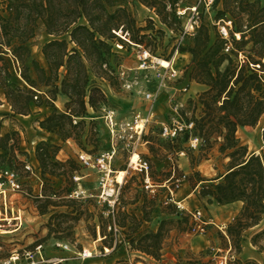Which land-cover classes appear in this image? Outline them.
<instances>
[{
	"label": "trees",
	"instance_id": "obj_1",
	"mask_svg": "<svg viewBox=\"0 0 264 264\" xmlns=\"http://www.w3.org/2000/svg\"><path fill=\"white\" fill-rule=\"evenodd\" d=\"M137 1L154 8L165 23H168L169 17H177L176 7L180 0ZM0 3V92H3L15 114L30 115L35 107L42 104L50 107L51 111L39 120V126L62 140L78 139L85 131L84 118L88 116L89 109L97 112L109 104L108 95L102 86L91 80V74L106 82L118 79L111 58L115 54V45L124 47L126 40L118 37L114 31L122 29L124 33L127 32L131 44L146 45L141 40L143 36H138L142 29L135 28L136 18L131 1L2 0ZM213 6L217 7L216 21L229 18L232 22L228 31L233 47L230 53L225 52L228 40L221 34L211 44V26L207 22L198 25L195 33L187 36L189 42L179 46L180 51L192 55L190 80L206 85L207 89L199 97L202 115L188 120L194 123L193 128L170 141L177 143L178 154L184 152L189 156L192 166L199 165L206 152L216 145L219 152L229 159L226 170L215 178H206L199 171L185 174L178 169L177 178L184 177L192 188L200 186V196L207 197L209 202L215 201L220 205L238 201L243 203L226 230L231 245L240 253L244 232L257 226L264 216V145L260 151L250 152L248 145L241 143L237 136L240 127L256 126L264 117V0H214ZM39 28L52 37L41 47L45 66L31 56L30 43ZM237 33L240 34L239 38L235 37ZM248 45L250 48L246 51ZM225 62L227 65L222 70ZM19 65L23 67L22 76L30 85L29 89L13 88L9 83L11 66L16 68ZM30 65L37 79L30 76ZM41 87L47 90L41 93ZM59 95L68 99L63 111L54 105ZM2 103L0 95V105ZM192 135L203 140L196 149L202 151L198 157L181 148V144L189 141ZM262 138L264 143V125ZM9 140L10 134L0 136V149L4 151L0 154L1 164L4 165L5 158L10 156L26 166L27 161L17 158L15 149L8 146ZM50 149L48 143L38 144L36 148V158L42 168L41 176L51 182L49 189L43 182L41 195L34 196L40 214H46L51 206L62 204L54 199L61 197L62 189L54 188V181L47 178L48 175L71 179L78 172L77 168L62 172L54 170L58 166L65 169L74 160H56L57 152L53 153ZM54 159L56 162H52ZM3 165L0 171L12 169ZM177 178L170 174L166 180L173 183ZM176 213L184 214L186 221L190 218L187 212L177 210ZM81 214L79 211L53 212L51 218L65 220L71 215L72 219L79 220ZM119 216L124 221H120ZM130 217L135 223L133 233H138L136 237L127 234L131 246L158 258L166 220L161 221L157 230L141 231L138 228L142 221L149 218L146 215L142 219ZM126 218L128 215L119 211L115 219L124 226ZM63 220L58 221L59 226ZM102 224L103 221L100 229L104 233ZM47 226L49 233H52L53 224L48 223ZM263 233H257L252 238L254 245H257L256 239Z\"/></svg>",
	"mask_w": 264,
	"mask_h": 264
},
{
	"label": "rangeland",
	"instance_id": "obj_2",
	"mask_svg": "<svg viewBox=\"0 0 264 264\" xmlns=\"http://www.w3.org/2000/svg\"><path fill=\"white\" fill-rule=\"evenodd\" d=\"M130 1L136 18L135 28L136 30H138L137 28L142 29L138 36H143L140 39L146 44L145 47L150 49L154 56L159 59L170 60L175 67L182 70L181 77L177 79H163L152 69H139L135 57L138 48L131 43L125 45V41L122 49L115 45V54L111 58V64L118 73V79L106 82L93 74L90 76L91 80L99 86L110 85L106 91L108 106L115 111L119 120L129 118L136 112H145L151 105H154V116L149 131L144 136L143 142L136 145V150L149 160L150 175H152V180L157 186L153 188V191L146 189L144 175L129 167L131 152L128 151L124 141L118 142L117 153L113 160L114 175L118 176L120 170L125 171L123 176L125 182L121 189L122 203L125 206L131 204V210L132 208L138 210L140 219L146 215L150 220V222L149 220L142 221V230L151 229L153 218L160 216V219H158L159 225L163 219L166 220L164 240L159 257L155 258L137 250L136 254L141 256L137 259L141 262L138 264H222L221 260L232 254L233 258L231 257L228 264H264V262L254 260H242L239 257V252L233 248L227 233H225L228 225L241 210L242 204L239 202L224 205H220L215 201L209 202L207 197L202 198L200 196L201 187H197L196 194L200 201L204 204L203 200H205L206 203L211 205L210 211L206 204L205 208L207 210L204 207L201 208L203 219L207 221L215 220L217 224L206 225L205 230L202 232L198 228H194L195 224L191 218L186 221L184 214L176 213L177 210L186 212L178 208V203L171 199L165 202L167 199H164L169 189H174V193L180 189L176 187L178 183L176 179L173 183L166 179L170 174L173 177H179V171H183L180 166L181 157H185L184 161L187 159L189 163L185 174L199 171L206 178H215L220 172L226 170V163L229 159L219 152L217 145L206 152V156L201 159L199 165L192 166L187 154L180 156L177 153L176 142H171L170 139L161 136V128L164 125L172 126L178 122L191 120L193 116L200 117L202 115L199 97L207 89V86L191 81L189 78V64L192 55L179 50L181 44L189 42L187 37L181 40L184 26L191 19L196 20L198 25L207 22L211 26V44H213L219 38L221 28L227 26L230 19L216 21L214 16L217 13V7L213 4L207 5L203 0H180L176 9L177 12L181 11V13H177L176 18L169 17L168 23H165L157 15L154 8L141 4L137 0ZM130 33L133 37L134 33L132 31ZM235 37L239 38L236 34ZM50 38L52 37L47 35L42 28H39L37 35L30 43L32 58L37 59L42 66H45L46 63L41 53V47ZM249 48L250 45L246 46V51ZM6 57L8 58V55ZM226 65L227 62L223 64L221 69L224 70ZM122 70L124 71L123 75L119 74ZM11 72L12 76L9 83L13 88H30V85L22 76L23 67L21 65L16 68L11 66ZM29 74L32 78L37 79L31 65ZM43 90H47V88L41 87V93H43ZM148 93H152L154 96L153 101L146 98ZM54 105L60 111H63L58 106L61 105L59 96ZM50 111V107L42 104L34 108V113L21 115L15 114L7 102L4 106L0 105V136L10 134L8 146L15 149L17 158L26 160V164L30 163L35 168L34 173H31L26 166L10 156L5 158L4 165L1 164L3 162H0V166L14 169L22 184V191L19 195L14 192L7 193L8 198L5 206L3 195L0 194V264H3L4 260L14 253H19L24 259L26 251L33 250L37 243H42V239L37 243L33 240L39 238V233H41L43 227H47L46 236L57 240V245L52 247V250L55 248L69 250L67 251L68 254L74 256L65 264H82L83 259L79 257L80 251H84V245L87 246L88 241H92L93 237H99L98 225L100 226L102 221L107 234L105 240L113 241L108 229L111 217L106 213L107 205L99 203L97 198L100 192L98 173L93 169L82 168L77 161L78 154L81 151L90 152L96 156L111 147L110 135L105 122L99 117L92 119L97 114L96 111L95 113L89 112L88 116L84 118L85 131L78 139L58 140V136L47 134L46 130L39 126V120H42ZM263 125L264 117L256 126H243L237 131L241 143L248 145L250 152H258L264 145L262 138ZM182 140L183 136L181 135L180 141ZM43 143H48L53 153L57 152L56 160H74V163H70L65 169L58 166L54 170L62 172L63 170L70 171L71 168H77L80 178L75 180L74 177L66 179L64 176L48 175L47 178L54 181V188L60 187L62 189L61 197L54 198L62 204L56 207L51 206L44 217V221H41L40 216L43 214H40L37 208V210H33L34 213L28 211L30 215H26L24 210H28L29 205L31 206L25 199L32 201L34 207H37L34 196L40 192L41 182L45 183L47 189L51 188V182L45 181L41 176L42 168L36 158V148L38 144ZM181 148L195 157H198L202 152L201 149H192L189 141H184ZM2 153L4 151L0 149V154ZM55 159L52 162H56ZM74 190L80 192L78 197H70V193ZM75 211L82 213L79 220L72 219L71 215L65 220L51 218L52 215L50 214L51 212L59 214ZM118 219L124 221L120 216ZM127 219L130 220L131 229H133L135 226L134 221L131 218ZM60 220H63V223L59 226L58 221L60 222ZM48 223L53 224L54 231L52 233H49ZM223 224H226L224 227L225 232L218 227V225ZM143 225L147 227H143ZM14 228L18 229L12 232L8 231ZM131 231L133 233V230ZM262 231H264V216L257 226L244 232L241 245L243 246L248 238L252 243V238ZM133 234L135 237L138 235V233ZM209 237H215L217 241L210 240ZM256 242L257 249L264 253V233L256 239ZM59 243H63V245L60 247ZM65 244L68 245L69 249L64 248ZM86 251L93 252L88 249ZM102 251H104L103 248ZM122 264L130 263L125 262Z\"/></svg>",
	"mask_w": 264,
	"mask_h": 264
},
{
	"label": "built area",
	"instance_id": "obj_3",
	"mask_svg": "<svg viewBox=\"0 0 264 264\" xmlns=\"http://www.w3.org/2000/svg\"><path fill=\"white\" fill-rule=\"evenodd\" d=\"M207 5L213 4L214 0H203ZM178 13H181L179 11ZM198 26L196 20L191 19L185 26L181 35V40H183L187 36H191L195 33V29ZM232 26L231 20L227 22V26H223L220 30V34L223 38L227 39V43L225 44V52L230 53L232 49V43L230 41V35L228 28ZM116 35L122 37L127 42L132 43L129 39V35L127 32H123L122 29L119 31H114ZM124 33V35H123ZM117 46L122 49L123 45L117 44ZM138 48L135 54L138 68L139 69H152L155 73H157L161 78L165 79H177L181 77L182 70L173 65V62L168 60L171 64L169 66H164L160 63V59L154 56L150 49L146 48L142 44H136ZM119 74L123 75L124 71L122 70ZM108 86V87H107ZM103 90L107 94V88L109 89V85L102 86ZM146 98L150 101H153L155 98L152 93H148ZM93 113L95 111L91 109ZM154 116V105L146 110L145 112H136L131 117L125 118L123 120H119L115 114V111L109 107L108 105H104L97 114L92 119H103L105 125L109 131L110 135V143L111 147L107 150H104L98 153L96 156L86 152L81 151L78 154L77 161L80 163L82 168L93 169L98 173L99 187L100 192L98 194V202L105 203L107 205V215L111 217V221L108 224V229L113 237L112 246L116 247L120 243L121 235V225L116 222V214L125 209V205L122 203L121 197V189L125 182V177H123V181L120 182L118 177L114 175L113 168V160L117 153L118 142L124 141L128 151L131 152V156L129 158V167L134 171L140 172L144 175V186L146 189H150L153 191V188L157 186L150 176V162L148 159L144 158L140 153L136 150V145L142 143L144 140V136L148 133L150 125L152 123ZM76 122V121H75ZM194 126L192 121H182L174 124L172 126H162L161 128V136L165 139H173L181 134L185 130H191ZM203 142V140L198 136H190L189 145L192 149H197L199 145ZM180 156L185 155L184 152L179 153ZM136 156V158H134ZM26 168L31 173H34V167L28 163L26 164ZM80 176L78 173L74 176L75 180H78ZM185 178L176 179V187H180V183ZM43 187V182L40 184V192L38 194L41 195ZM22 191V184L19 179V175L15 170L6 168L0 171V194L3 195L4 206L7 204V198L9 192L17 193L18 195ZM171 200L174 195V189H169ZM80 192L78 190H74L70 193V197H78ZM178 208L183 210V207L178 203ZM190 215V218L195 224V229L201 230L202 232L205 230L206 225L209 224V221L203 219L202 210H196L192 212H187ZM224 229V228H222ZM226 233V232H225ZM60 247L63 243L58 244ZM43 245L37 244L33 250L26 251L24 254L25 262L19 253H14L10 257L4 260L3 264H45L47 263L46 259L43 256L42 252ZM64 248L68 249V245L65 244ZM104 251L102 254H107L110 252V247H104ZM81 259H86L90 257L86 250L82 251L79 255ZM233 258V254L230 256H226L221 260L222 264H228ZM52 264V263H51Z\"/></svg>",
	"mask_w": 264,
	"mask_h": 264
},
{
	"label": "crops",
	"instance_id": "obj_4",
	"mask_svg": "<svg viewBox=\"0 0 264 264\" xmlns=\"http://www.w3.org/2000/svg\"><path fill=\"white\" fill-rule=\"evenodd\" d=\"M1 95V99L3 101L2 106H4L6 104V99L5 96L3 94V92H0ZM59 100L61 102V105H58L61 109H64L65 103L68 100L66 96L64 95H59ZM90 113H93V111L91 109H89ZM47 134H53L51 132L46 131ZM55 136H57L55 134ZM46 138V137H45ZM44 138V139H45ZM58 140H61V138H57ZM185 157H181V162H180V166L182 168V170L184 171V173H187V169L189 167V163L186 161H184ZM179 187L180 189H178L173 197H172V201L179 203L182 207L183 210H185L186 212H192V211H196V210H201L202 207L205 208V204L208 206V210H211V205L206 203L205 200L204 204L202 201H200V199L198 198L196 191L197 188H192L189 185V182L187 180H183L181 181ZM189 188V189H188ZM171 195L169 194V192L167 191L166 195H165V202H168V200H170ZM26 201H28L29 204H31V206L29 205V209L28 210H24V212H26V215H30L28 213L32 212L34 213L33 210H37L36 207H34L35 205H33L32 201L25 199ZM32 202V203H31ZM240 204H243L242 202L238 201ZM27 203V205H28ZM211 204H215V203H211ZM132 205L129 204L127 206H125L124 210H121L122 212H125L128 215V218H131L130 216H137V218H139L138 215L139 212L138 210H136L135 208H132V210L130 209ZM206 209V208H205ZM207 210V209H206ZM53 212H51L50 214H52ZM134 214V215H133ZM46 216V214L41 215V221H44V217ZM43 219V220H42ZM140 219V218H139ZM160 216H158L157 218H153V223L151 226L152 230H157L158 225H159V220ZM212 219V218H211ZM152 221V220H151ZM150 222V220H149ZM209 224H216L215 220H211L209 221ZM217 225V224H216ZM226 225V224H225ZM225 225H218L219 228H224ZM142 226V224H141ZM141 226L138 228V230H142ZM99 229H98V235L99 237H93L92 241H88L87 246L86 244L83 247V250H90L93 251L92 255L90 257H87L86 259L82 260V264H121V263H125L128 262L130 264H138L141 263L140 261H137V259L141 258L140 255L136 254L137 250L134 249L131 246L130 243V237H127V234H132V229H131V224H130V220L127 219L126 223L124 226H121L122 230H121V239H120V243L116 246L113 247L112 246V241L110 240H105L107 237V234L101 233V229L100 226L98 225ZM143 227H147L145 225H143ZM18 228H14V229H9V232L12 231H16ZM151 229H147V230H151ZM131 231V232H130ZM223 232H225V230L223 229ZM47 233V227H43L41 233H39V238L37 240H33L36 241L35 243H37L40 239H42V252H43V256L46 259L47 263H52V264H65L66 261L71 260L72 258H74L73 255L68 254L67 251L69 250H63L61 248H55L52 250V247H54L55 245H57V240L54 239L53 237H48L46 236ZM137 233V232H134ZM210 240L213 239L214 241H217L215 239V237H209ZM217 243V242H215ZM40 244V243H37ZM104 247H110V252L107 254H102V248ZM69 249V248H68ZM51 250V251H50ZM81 253V251H80ZM239 257L242 260H254L256 262H264V253L263 251H259L257 249V247L255 245H253V243H251V241H249V238L247 239V241H245V243L242 246V250L239 253ZM23 262H25V259H23Z\"/></svg>",
	"mask_w": 264,
	"mask_h": 264
},
{
	"label": "bare ground",
	"instance_id": "obj_5",
	"mask_svg": "<svg viewBox=\"0 0 264 264\" xmlns=\"http://www.w3.org/2000/svg\"><path fill=\"white\" fill-rule=\"evenodd\" d=\"M237 36L240 37V34L237 33ZM159 61H160V63L163 64L164 66H169V65L171 64L167 59H160ZM135 157H136V156H135ZM124 174H125V171H124V170H120V171H119V174H118L117 177H118V180H119L120 182L123 181V176H124ZM0 216H1V210H0ZM88 255L91 256V255H92V252H88Z\"/></svg>",
	"mask_w": 264,
	"mask_h": 264
}]
</instances>
